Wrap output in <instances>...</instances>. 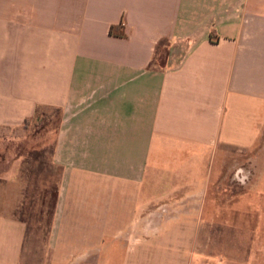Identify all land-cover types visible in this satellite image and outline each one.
I'll list each match as a JSON object with an SVG mask.
<instances>
[{"label":"crops","instance_id":"0c3cea01","mask_svg":"<svg viewBox=\"0 0 264 264\" xmlns=\"http://www.w3.org/2000/svg\"><path fill=\"white\" fill-rule=\"evenodd\" d=\"M31 124L17 148L58 171L43 264H242L203 207L264 135V0H0V264H28Z\"/></svg>","mask_w":264,"mask_h":264},{"label":"rangeland","instance_id":"374dc122","mask_svg":"<svg viewBox=\"0 0 264 264\" xmlns=\"http://www.w3.org/2000/svg\"><path fill=\"white\" fill-rule=\"evenodd\" d=\"M162 56L161 52L155 58L154 66L162 65ZM34 129L32 124L25 126L9 132L8 138L12 142L9 148L16 149V153L21 150L26 156L18 168L25 189L22 204L16 211L27 227L23 261L43 264L47 259L46 240L54 208L58 171L49 164L47 149L37 148L32 143L26 144L25 148L24 145L17 148L20 138L29 136ZM14 157L15 152L9 158L3 157L0 165L3 163V168L13 166ZM207 198L203 214L220 215L227 222L202 224V231L222 232L227 237L231 236V239H227V248H232L228 257L233 261L264 264V135L247 150H232L226 159L224 172L208 189ZM206 241L212 244L216 240Z\"/></svg>","mask_w":264,"mask_h":264},{"label":"trees","instance_id":"16d2710c","mask_svg":"<svg viewBox=\"0 0 264 264\" xmlns=\"http://www.w3.org/2000/svg\"><path fill=\"white\" fill-rule=\"evenodd\" d=\"M119 26V25H118ZM117 26H115V25H111L110 26V28H109V33L110 34H115V28H116ZM120 35H123V33H121ZM22 204V203H21ZM21 218V217H20ZM22 219V218H21Z\"/></svg>","mask_w":264,"mask_h":264}]
</instances>
